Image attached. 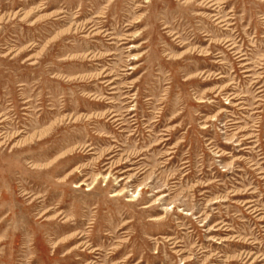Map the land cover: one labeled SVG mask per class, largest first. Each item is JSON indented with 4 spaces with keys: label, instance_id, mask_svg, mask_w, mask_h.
Segmentation results:
<instances>
[{
    "label": "rangeland",
    "instance_id": "374dc122",
    "mask_svg": "<svg viewBox=\"0 0 264 264\" xmlns=\"http://www.w3.org/2000/svg\"><path fill=\"white\" fill-rule=\"evenodd\" d=\"M0 264H264V0H0Z\"/></svg>",
    "mask_w": 264,
    "mask_h": 264
},
{
    "label": "bare ground",
    "instance_id": "6f19581e",
    "mask_svg": "<svg viewBox=\"0 0 264 264\" xmlns=\"http://www.w3.org/2000/svg\"><path fill=\"white\" fill-rule=\"evenodd\" d=\"M212 17V16H211ZM213 21H215L216 22V24H219V26H221L222 25V22L221 21H219L217 18H213L212 19ZM224 26V25H223ZM227 42V41H226ZM228 46H230V44L228 45ZM233 48V47H232Z\"/></svg>",
    "mask_w": 264,
    "mask_h": 264
}]
</instances>
